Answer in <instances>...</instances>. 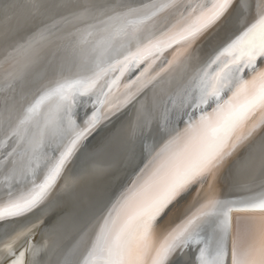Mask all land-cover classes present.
<instances>
[{"label": "snow or ice", "instance_id": "obj_1", "mask_svg": "<svg viewBox=\"0 0 264 264\" xmlns=\"http://www.w3.org/2000/svg\"><path fill=\"white\" fill-rule=\"evenodd\" d=\"M233 2L143 0L100 9L76 26L71 61L0 115V171L7 166L13 189L0 201V221L38 207L82 141L150 90L167 138L101 217L76 264H171L185 247L201 245L199 264H264V215L238 216L245 223L235 227L232 217L264 214V189L234 199L209 193L176 227L158 231L171 205L264 131V0H255L253 20L210 44L179 79ZM88 104L95 107L81 118Z\"/></svg>", "mask_w": 264, "mask_h": 264}, {"label": "bare ground", "instance_id": "obj_2", "mask_svg": "<svg viewBox=\"0 0 264 264\" xmlns=\"http://www.w3.org/2000/svg\"><path fill=\"white\" fill-rule=\"evenodd\" d=\"M142 2L0 0V71L9 65L7 73H0V115L5 114L7 107L13 111L19 108L24 97L71 61L76 26L92 13ZM254 18L255 0H234L226 20L201 39L198 51L181 70L179 79L191 75L197 67V57L210 51V44L227 40ZM151 100L152 93L146 90L103 120L95 133L82 141L72 162L39 206L23 217L0 224V264H76L80 250L105 214L100 212L114 200L110 194L118 185L119 176L137 162L143 144L151 145L152 158L167 138L168 133L160 128L157 114L151 109ZM93 106H82L80 117ZM175 126L182 128L183 124ZM6 173L7 166L0 171V201L7 200L13 190ZM209 183L193 186L171 205L158 222L159 233L180 224L209 193L234 199L264 189V131H258L232 152ZM248 215L264 214L233 212V226L245 223L236 217ZM201 246L185 247L171 264H199Z\"/></svg>", "mask_w": 264, "mask_h": 264}, {"label": "water", "instance_id": "obj_3", "mask_svg": "<svg viewBox=\"0 0 264 264\" xmlns=\"http://www.w3.org/2000/svg\"><path fill=\"white\" fill-rule=\"evenodd\" d=\"M132 74H135L136 73H132ZM134 75V76H135ZM95 107V105L92 107V109H88L87 112H91L93 110V108ZM96 130V129H95ZM95 133L92 132V134L90 136H88V138L86 140H88L93 134ZM143 146V151L141 153V155L137 158V162L135 164H132L131 167L129 166L127 172L125 173V171H123L124 173L119 176V182H118V185L115 186V190H112L110 196L112 195L115 196L114 197V200L108 205V207H105L103 208V210L100 212L102 214H104L110 207L111 205L113 204V202L116 200V198L119 196V194L129 185V183L135 178V176L137 175V173L142 169L144 168V166L146 164H148V162L150 161V158H151V155H149V152L151 151V145H147L146 143L142 145ZM125 177H124V176ZM124 177V178H123ZM126 178V179H125ZM125 179V180H124ZM120 187V189H119ZM119 190V191H118ZM118 192V193H117ZM33 211V210H32ZM30 213V212H29ZM28 214V213H27ZM25 214V215H27ZM101 214V215H102ZM23 215V216H25ZM100 215V214H99ZM100 215V216H101ZM23 216H20V217H23ZM20 217H17V218H20ZM17 218H10V219H6L4 221H0V224L1 223H4L6 221H10V220H14V219H17Z\"/></svg>", "mask_w": 264, "mask_h": 264}, {"label": "rangeland", "instance_id": "obj_4", "mask_svg": "<svg viewBox=\"0 0 264 264\" xmlns=\"http://www.w3.org/2000/svg\"><path fill=\"white\" fill-rule=\"evenodd\" d=\"M8 66H9V65H8ZM8 66L3 67V68H2L3 70H1L0 73H1V74L7 73V72H8L7 70H8V68H9ZM18 66H19V65L17 64L16 68H18ZM11 67H12V66H11ZM16 68H14V66H13V70H14V71L17 70ZM5 71H7V72H5Z\"/></svg>", "mask_w": 264, "mask_h": 264}]
</instances>
